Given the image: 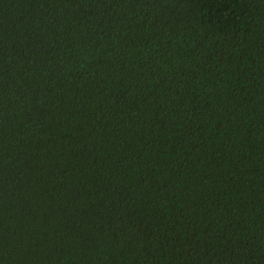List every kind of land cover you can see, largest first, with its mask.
I'll use <instances>...</instances> for the list:
<instances>
[{"label":"trees","instance_id":"1","mask_svg":"<svg viewBox=\"0 0 264 264\" xmlns=\"http://www.w3.org/2000/svg\"><path fill=\"white\" fill-rule=\"evenodd\" d=\"M0 264H264V0H0Z\"/></svg>","mask_w":264,"mask_h":264}]
</instances>
